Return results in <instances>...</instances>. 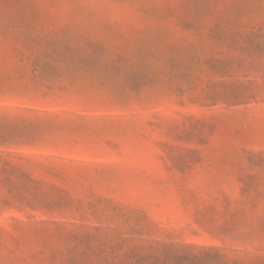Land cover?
<instances>
[{
  "label": "rangeland",
  "instance_id": "374dc122",
  "mask_svg": "<svg viewBox=\"0 0 264 264\" xmlns=\"http://www.w3.org/2000/svg\"><path fill=\"white\" fill-rule=\"evenodd\" d=\"M119 234L264 264V0H0V264Z\"/></svg>",
  "mask_w": 264,
  "mask_h": 264
},
{
  "label": "trees",
  "instance_id": "16d2710c",
  "mask_svg": "<svg viewBox=\"0 0 264 264\" xmlns=\"http://www.w3.org/2000/svg\"><path fill=\"white\" fill-rule=\"evenodd\" d=\"M13 221V226L17 228H21L25 225V223L18 219H11ZM45 220H35L34 223H44ZM120 231V230H119ZM122 232V231H121ZM123 233V232H122ZM116 243H111V245H107V248L103 253L97 255L99 252L94 248H84L82 250V254H74L72 252L63 253L62 259L68 263L73 264H82L85 262V259L88 257L90 263L99 262L100 259L101 264H193L196 260V257L184 254L183 252L172 249V248H164L163 243L159 241L151 242L152 247L145 248L143 246H134L127 242L125 235L119 234L116 236ZM142 241V240H141ZM118 245L122 249H120V253L115 255L114 246ZM160 246V247H159ZM198 248L203 249L204 247L196 246V245H183V248ZM86 249V250H85ZM99 258V259H98Z\"/></svg>",
  "mask_w": 264,
  "mask_h": 264
}]
</instances>
